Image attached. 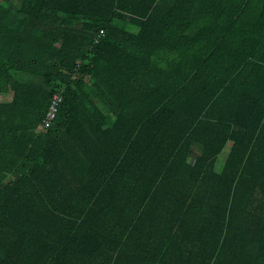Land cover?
Here are the masks:
<instances>
[{"label": "trees", "instance_id": "16d2710c", "mask_svg": "<svg viewBox=\"0 0 264 264\" xmlns=\"http://www.w3.org/2000/svg\"><path fill=\"white\" fill-rule=\"evenodd\" d=\"M0 264H264V0H0Z\"/></svg>", "mask_w": 264, "mask_h": 264}, {"label": "built area", "instance_id": "2783aa9c", "mask_svg": "<svg viewBox=\"0 0 264 264\" xmlns=\"http://www.w3.org/2000/svg\"><path fill=\"white\" fill-rule=\"evenodd\" d=\"M62 101V96L61 94H55L53 97V102L52 105L47 113V118L44 121V125L45 127H49L51 122L55 119L56 115H57V111H58V105L61 103Z\"/></svg>", "mask_w": 264, "mask_h": 264}, {"label": "rangeland", "instance_id": "374dc122", "mask_svg": "<svg viewBox=\"0 0 264 264\" xmlns=\"http://www.w3.org/2000/svg\"><path fill=\"white\" fill-rule=\"evenodd\" d=\"M13 98V94H8L6 96H3V98L1 99L2 102H10ZM193 162V160H192Z\"/></svg>", "mask_w": 264, "mask_h": 264}, {"label": "crops", "instance_id": "0c3cea01", "mask_svg": "<svg viewBox=\"0 0 264 264\" xmlns=\"http://www.w3.org/2000/svg\"><path fill=\"white\" fill-rule=\"evenodd\" d=\"M193 160V162H194V159L193 158H191V161Z\"/></svg>", "mask_w": 264, "mask_h": 264}]
</instances>
